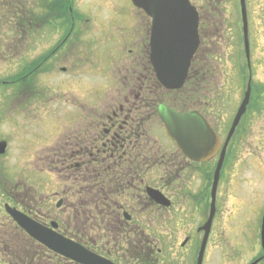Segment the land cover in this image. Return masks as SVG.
<instances>
[{"label":"rangeland","instance_id":"374dc122","mask_svg":"<svg viewBox=\"0 0 264 264\" xmlns=\"http://www.w3.org/2000/svg\"><path fill=\"white\" fill-rule=\"evenodd\" d=\"M195 1L201 9L204 6L201 14L204 39L192 65V77L188 82L190 86L177 92H168L157 85L153 87L148 40L142 47L138 45L143 35L145 39L150 38L152 20L143 11L134 9L131 2L128 6L125 0L0 1L4 8L11 9L16 4L22 5L25 10L33 8V17L39 20L33 27L27 28L18 26L16 29L0 25V140H7L9 143L8 151L0 159L2 168L6 163L3 171L5 175H0V223L6 218L5 204L10 203L4 191L14 192L18 204L33 208L46 220L60 222L65 219L63 212L68 200L56 170L60 167L59 154L68 150L70 144L67 142L78 137L76 129L79 125L84 126L86 120L90 121L89 112L93 106L99 107L103 113L109 105L124 98L136 100L139 97L137 100L141 102L144 99L159 100L155 101L157 105L160 100H164L179 110L201 111L223 139H226L250 78L240 0ZM96 2L102 5V12L95 8ZM247 2L250 13L252 96L248 112L242 118L229 146L228 163L222 172L218 190V211L213 236L206 249L204 264H219L220 259L227 263L250 262L253 258L251 255L246 261H238L243 258L235 253V247L241 241L243 245L249 246L255 234L262 229L264 0ZM70 7L78 21L73 33L66 32ZM99 15L110 24L112 34L99 35L97 39ZM44 19H50V24L46 25ZM117 31L121 33L118 34ZM209 35L213 36L212 40L208 39ZM110 37H113L111 42ZM13 39L18 43L10 44ZM97 40L99 43L96 50ZM62 43V49H57ZM138 51H142L143 57H140ZM52 53L53 57L45 60L47 62L42 65V59ZM27 67H31L33 71L36 69L34 73L39 75L31 77L32 88L22 91L12 84L21 73L20 70ZM207 67L208 74H203ZM146 77H149L148 81ZM7 80L12 81L9 85H4ZM14 88H18V92ZM31 92L34 93L33 100L25 101ZM94 99H99V103H93ZM160 124L162 123L158 118H152L150 134L158 143L153 140L150 159L155 162L159 154L160 157H165L164 165L157 166L146 176L144 187L156 186L169 198L176 188L178 193L173 195L187 196V202L183 201L187 205L172 208L170 213H163L157 218L154 213L146 215V233L155 238L159 235H154L152 231L196 232L200 229L196 230L198 226L205 224L217 164V160H214L204 165L186 166L185 161L179 157V149ZM148 141H152L149 134ZM60 201L62 205L57 207ZM202 205L204 212L198 211ZM178 210H182V213H178ZM164 211L162 209L161 212ZM132 224V228L136 229L137 222ZM121 228L114 235L132 233L131 229L124 228L120 231ZM135 233L123 237L133 242L140 234ZM1 234L3 232L0 231V260L4 264L1 252L5 248L8 250L9 246L1 240ZM183 234L184 232H177L160 236L162 242L158 244L165 249L161 258L164 260L165 257L166 264H196L201 237H198L197 247L182 248L178 245L184 239ZM241 235V241H233V237ZM140 236L145 240L149 238ZM175 237L177 241L174 240ZM132 242L129 245L131 250L135 248ZM168 242L171 243L168 245ZM173 242L177 245H173ZM129 259L127 261L134 262Z\"/></svg>","mask_w":264,"mask_h":264},{"label":"flooded vegetation","instance_id":"af4514ba","mask_svg":"<svg viewBox=\"0 0 264 264\" xmlns=\"http://www.w3.org/2000/svg\"><path fill=\"white\" fill-rule=\"evenodd\" d=\"M1 1V0H0ZM198 9L200 17L202 16V11L204 9V6L199 7L196 3L195 0H190ZM127 5H130V0H125ZM0 3V25L4 24L6 26H10L11 28H16L18 26L22 27H33L39 20H35L33 17L34 14V9L30 8L29 10L26 9L19 4H16L13 6V8H4ZM96 5L95 8L99 10V12H102V5H99L98 2L95 3ZM27 6V4H26ZM46 12L48 10L45 9ZM208 13V10H206ZM68 13L70 15L69 23L66 26V32L68 33L71 31V33L74 32L76 25H78V21L73 16V11L72 8L68 9ZM204 13V12H203ZM209 14V13H208ZM23 15V16H22ZM24 19H22L21 18ZM4 17V19H1ZM21 18V19H20ZM27 19V20H25ZM45 24L49 25L50 24V19H44ZM99 22H97V39L99 38V35L103 34H112V28L110 24H108L107 20H104L100 15H99ZM106 22V24H104ZM92 23V20H91ZM70 26V27H69ZM69 27V29H68ZM121 27V26H120ZM204 25L202 24V21L200 20V37H201V43H203V29ZM123 30L125 27L122 28ZM214 32V31H213ZM117 33H121V31H117ZM149 38V37H148ZM213 36L209 35L208 39L212 40ZM15 39V38H14ZM12 40L10 44H15L18 43L16 40ZM109 40H102V41H109L111 42L113 40V37H110ZM95 42L96 50L98 49V43ZM148 40V55L150 57V38L145 39L144 35L139 39L138 45L140 47L143 46V44H146ZM64 43L62 45H58L57 49H62ZM113 44V43H112ZM120 45L122 43H119ZM137 45V46H138ZM1 47V43H0ZM57 49L55 50L54 53H56ZM1 50V49H0ZM69 50V49H68ZM132 53V49L130 50ZM47 55L45 58L42 59V65H45V60H50V58L53 57V54ZM140 57H143L142 51H138ZM6 54V52H5ZM95 55V53L93 54ZM96 56V55H95ZM144 66V64H141ZM140 67V65H138ZM142 71L144 68H141ZM36 69H31L30 68H25L20 70L21 73L18 74L16 79H14L12 86L13 87H18L20 90H28V88H32L31 84V77L34 75H39L34 73ZM152 70V68H151ZM37 71V70H36ZM209 70L208 67L203 70V74H208ZM44 73H41L43 75ZM151 74V73H150ZM151 80L154 82L155 87L157 85V82L155 81L153 74H151ZM149 80V77H146V81ZM12 80H7L4 82L5 85H9L8 83L11 82ZM44 84V81H42ZM45 85V84H44ZM158 86V85H157ZM1 87V86H0ZM15 89L16 92H18L19 89ZM96 93L95 90L92 89ZM141 94V92L139 93ZM33 95L34 93L27 96V99L25 101L33 100ZM36 96V95H35ZM139 98V97H138ZM137 98V99H138ZM130 100L128 98H124L123 100L120 99L117 103H113V105H109L105 112L101 113L99 110V107L97 108L96 106H93L92 111L94 112H89V119L90 121L86 120L84 123L86 127L82 126V124L79 125V127L76 129L78 132V152L80 154H87L88 152L92 151L90 153L91 156L94 155V152L100 153L105 152L107 153L111 160L112 163L114 160H118L120 158V155L118 154L119 152H122L124 155L126 153L125 150L126 148L125 143L126 140L121 139V136H124L123 133L127 132L130 126V119H136L139 121V123L142 125L143 129L141 131L140 136H138L139 141L144 144L145 143V135H146V127L151 128V122L152 118H158L157 110L154 109L156 105V102H159V100H154L153 102L144 99L143 102L139 100ZM141 100V99H140ZM156 101V102H155ZM93 103H99V99H94L92 100ZM161 103V100H160ZM140 104V105H137ZM153 105V110L149 109V107ZM148 109V110H147ZM249 109V108H248ZM139 113H138V111ZM147 111V112H146ZM146 112V113H145ZM248 112V110H247ZM94 116V119L92 120ZM151 125V126H150ZM154 125V124H153ZM84 127V128H83ZM216 129V128H215ZM125 137V136H124ZM117 143L118 145L114 144ZM9 149V143H8V148ZM26 149V147H25ZM94 151V152H93ZM229 148L227 150V155H228ZM6 154V153H5ZM225 159V164H224V169L222 172H224L225 167L228 163V159ZM5 155L0 156V159H3ZM181 157V155H179ZM179 157H176L177 159ZM216 159V158H215ZM4 161V160H3ZM186 163V166L192 165L191 162L184 160ZM175 165V163H174ZM1 167V164H0ZM177 169V165L175 166ZM140 190L142 188L140 187ZM164 193L163 190L160 189ZM178 190L175 188L173 194H177ZM165 194V193H164ZM172 196L170 197L172 201V206L170 208L164 209L162 207H159L158 205L154 204H146V193L145 191H142L138 197L136 196H131L130 200L132 199L131 203L125 202L119 211V216H120V223L118 226V223H112L108 227H106L105 230H101L98 228H95L93 231L90 232V240L87 242V248L90 250L96 252L97 254H100L101 256L108 258L117 264H127V263H134V264H166L165 263V257L164 260L161 258L163 256V253L165 249L160 248L159 244L162 242L160 236H166L169 234H175L177 232H184V239L180 242L178 247L186 248L187 246L197 247V240L198 237L202 235V233H195V231H152L154 235H159V237L155 238L152 237L150 234L146 233V214L147 211L150 210L151 213L155 214V217L157 218L158 215H162L163 213L166 212H171L172 208H178L182 207L183 204L187 205V196L186 197H178V196ZM4 195L7 197V199L10 201V204L12 207L20 209L31 216H34L36 219H38L41 223L45 224V219L44 217L41 216H36L33 215L32 209L29 207H24L23 205H20L17 203L16 200V195L12 191H5ZM167 195V194H165ZM168 196V195H167ZM169 197V196H168ZM186 201V202H183ZM199 206V205H198ZM162 209H164V212H161ZM199 211V208H198ZM125 212L130 213V218L125 217ZM178 213H182V210L179 211ZM137 222V228L133 229L132 228V223ZM132 224V225H131ZM123 227V228H121ZM120 229V231H123L125 229H131L132 233H117L114 235V232L117 231V229ZM184 229V227H183ZM138 231L142 236H148L149 238H146L148 240H145L144 237H141L139 233H135L134 231ZM142 232V233H141ZM139 234V237L133 240L132 245L135 247L132 251L131 254L129 250L127 249V240H124L125 238L123 235H134ZM244 235V234H242ZM233 237V241H241V237ZM174 240H178L176 237ZM165 242V241H163ZM166 243V242H165ZM171 242H168L167 244L169 245ZM167 245V246H168ZM172 245V244H171ZM173 245H177V243L173 242ZM236 246V245H235ZM235 253L238 254L243 258V260H238V261H246L249 257V255L253 256V258L250 260V262H247L245 264H264V242L261 238V235L255 234V238L251 241V244L248 245H243L242 241L241 244H238L237 247H235ZM129 256L131 257L130 259H133L134 262L132 261H127L129 259ZM224 259H226V256H223ZM129 259V260H130ZM137 261V262H136ZM126 262V263H125ZM173 264V263H172ZM178 264V263H177ZM219 264H238V263H227L223 259L219 260Z\"/></svg>","mask_w":264,"mask_h":264},{"label":"water","instance_id":"95a60500","mask_svg":"<svg viewBox=\"0 0 264 264\" xmlns=\"http://www.w3.org/2000/svg\"><path fill=\"white\" fill-rule=\"evenodd\" d=\"M134 5L144 9L153 18L152 64L163 86L167 89H180L184 86L194 55L200 45L198 27L199 15L188 0H132ZM244 21L245 42L249 57L248 20L245 0H241ZM251 94L249 87L246 97L234 120L227 141L218 162L213 188L212 212L203 228L205 238L199 255L202 264L208 236L215 215V201L220 173L223 167L227 146L242 116L247 110ZM159 116L165 124L168 135L177 143L183 154L195 162H207L218 154L222 139L208 121L197 111L179 112L167 105L158 109ZM5 143H0V153H4ZM149 195L158 203L169 205L170 202L155 190L148 189ZM9 213L34 238L47 245L58 254L66 256L81 264H112L95 255L83 246L73 242L51 229L44 228L34 221L8 208ZM55 226V225H54ZM56 227V226H55ZM264 231V225H263Z\"/></svg>","mask_w":264,"mask_h":264},{"label":"trees","instance_id":"16d2710c","mask_svg":"<svg viewBox=\"0 0 264 264\" xmlns=\"http://www.w3.org/2000/svg\"><path fill=\"white\" fill-rule=\"evenodd\" d=\"M142 129L136 119L130 124L128 131L123 133L125 137L121 136V139L126 140L125 146L128 149L125 155L119 152L120 158L113 163L110 156L102 151L98 154L101 157L87 160L88 155L78 152L79 146L73 142L76 139L67 142L70 144L68 150L59 154L62 166L59 174L65 179L71 196V218L63 226L66 235L75 233L80 236V231L86 235L96 227L105 230L112 223L118 222L117 211L121 201L147 173L141 157L147 146H142L138 138ZM37 252L25 246H14L9 254L12 264H44L37 260ZM49 261L45 258V264H49Z\"/></svg>","mask_w":264,"mask_h":264}]
</instances>
